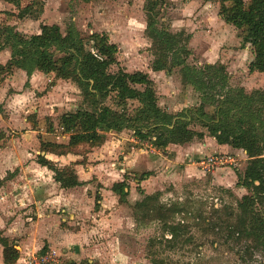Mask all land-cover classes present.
<instances>
[{
    "label": "trees",
    "instance_id": "16d2710c",
    "mask_svg": "<svg viewBox=\"0 0 264 264\" xmlns=\"http://www.w3.org/2000/svg\"><path fill=\"white\" fill-rule=\"evenodd\" d=\"M3 1L18 9V19L33 16L37 6L36 0L28 1L24 7L25 0ZM218 2L219 18L243 31V41L253 52L249 72L264 73V0ZM163 3L164 0H146L145 4V34L152 41L150 69L169 75L171 68L180 67L183 86L193 87L204 100L195 108L176 114L162 109L155 84L148 74L129 73L121 68L115 73L110 71V67L118 63V49L107 35L92 33L88 40L93 44L92 49L86 50L76 31L67 30L63 34L57 25L43 24L39 34L30 36L19 33L15 26H0V51L10 52L6 64H0V82L14 69L24 71L27 77L39 71L45 75L53 73L55 78L69 81L80 91L81 104L61 117L64 133H70L67 144L40 140L41 153L85 158L89 149L102 145L104 139L100 132L104 129L130 132L139 144L163 151L170 144L184 145L203 139L205 133L189 128L192 123L206 129L218 145L242 150L247 164L243 175L238 176V185L248 193L238 202L236 210L215 209L214 218L207 221L198 216L193 226L201 228L204 236L211 235L214 240L222 239L234 246L244 244L247 255L257 252L264 257V91L248 94L242 89L228 90V74L221 64H206L198 69L187 65L190 51L184 42L188 37H184L183 32L174 34L157 27V14ZM108 99L113 107L106 104ZM134 102L138 105L129 108V103ZM205 106L214 107V112L207 113ZM36 162L53 172L55 182L62 189L80 185L71 166L58 167L41 154L36 156ZM147 176L148 173H143L132 179L137 182ZM126 179L111 188L119 204L125 203L129 194ZM159 197L158 192L143 195L132 206L137 223L157 222L162 228L163 235L150 239L147 244L145 256L150 264H164L159 257L164 249L173 250L180 241H193L190 236L183 238L190 229L184 223L186 215L190 214L188 207L180 202L163 204ZM98 201L95 200V208L99 207ZM177 216L182 219L175 221Z\"/></svg>",
    "mask_w": 264,
    "mask_h": 264
},
{
    "label": "crops",
    "instance_id": "0c3cea01",
    "mask_svg": "<svg viewBox=\"0 0 264 264\" xmlns=\"http://www.w3.org/2000/svg\"><path fill=\"white\" fill-rule=\"evenodd\" d=\"M9 58V50L0 51L1 65ZM146 74L156 86L170 82L164 72L150 69ZM71 84L55 78L53 73L35 71L27 77L22 70H12L0 82V137H4L7 128L21 129L30 123L25 99L34 104L30 105L38 123L42 115L70 113L71 110L63 111L65 107L76 109V105L67 102L72 100L71 96L74 101L78 99ZM186 89L163 99L158 97L159 106L175 105L169 108L172 113L191 108L192 98ZM61 123H54L53 130H41L42 136L35 141L25 135L29 137L28 143L20 141V137L0 143V264H25L28 256L49 249L65 254L73 264H132L121 241L133 227L128 207L143 195L163 192L166 183L175 185L193 177L199 169L198 161L204 157L237 152L227 145H218L207 134L188 144H170L162 151L139 144L127 131L104 129L100 132L102 145L89 149L85 158L41 153L40 140L67 144L70 133H64ZM31 145L34 148L27 149ZM39 154L58 167L71 166L80 185L62 189L53 172L37 164ZM143 173L148 176L137 182L132 179ZM213 173L217 179L221 169ZM127 176L129 194L126 202L119 204L111 188Z\"/></svg>",
    "mask_w": 264,
    "mask_h": 264
},
{
    "label": "rangeland",
    "instance_id": "374dc122",
    "mask_svg": "<svg viewBox=\"0 0 264 264\" xmlns=\"http://www.w3.org/2000/svg\"><path fill=\"white\" fill-rule=\"evenodd\" d=\"M28 1L30 0L23 1L22 6H26ZM36 3L33 16L18 19V9L0 0V26H15L19 33L30 36L38 33L39 27L43 24L57 25L63 34L67 30L76 31L83 39L86 50L92 49L93 44L88 42L92 33L105 34L118 49L116 56L118 63L110 67L112 73L119 68L129 73L136 71L146 73L150 70L153 55L152 41L145 34L146 0H93L91 2L36 0ZM219 9L218 0H164L161 9L158 10L157 27L174 34L183 32L184 37H188V41L184 42L190 51L186 59L187 65L197 69L206 64L223 65L228 74V90L242 89L248 94L252 91H264V73L249 72L253 52L243 41V31L225 24L218 16ZM254 73L256 75L252 76ZM166 76L170 78L169 83H161L159 86L155 84L157 97L160 99L169 97L172 92L185 89L180 67L171 68L170 74ZM159 79L161 78H154L157 81ZM51 85L53 84H48V86ZM71 85L76 89L77 92L74 94L78 96V99L74 101L71 96L72 100L67 102L78 107L81 104L80 91L74 84ZM187 89L188 96L192 98L191 108L204 102L201 94L193 87L188 86ZM30 102L28 99L23 100L28 111L26 118L30 123L21 129L7 128L4 133L5 138L0 137L2 140L0 143L6 144L7 139L17 137L26 143L29 137L35 141L42 136L41 130H53L54 123L57 124L58 120H61L63 114L58 113L59 115L52 116L45 114L40 118L41 123H38L37 115L32 112L34 104ZM67 102L65 104H69ZM106 104L113 107L109 99ZM137 105L135 102L129 103V108ZM162 105L161 108L169 113L171 112L169 108L172 109L175 106ZM65 110L73 112L75 109L65 107L63 111ZM205 111L213 113L214 107L205 106ZM189 128L207 134L206 129L197 123H192ZM21 135L24 138H21ZM30 148L33 149L34 146H28L27 149ZM228 155L235 158L238 164L218 168L221 169V176L217 179L213 173L217 169L209 172L197 169L198 172L193 177L179 180L175 185L165 184L159 201L163 204L180 202L188 207L190 214L186 215L187 220H184V223L190 229L184 233L183 238L190 236L193 241L186 243L180 241L173 250L164 249L159 256L164 264H264L263 255L257 252L247 255L244 252V244L234 246L231 242L225 243L222 239L214 240L211 235L204 236L206 234L203 235L201 228L193 226L198 216L207 221L214 218L213 210L215 209L227 207L236 210L238 202L248 193L245 188L238 185V176L243 175L247 164L246 155L244 156L242 150L229 152ZM126 178L128 180L130 177ZM133 205L128 207L133 227L123 235L124 239L121 238V241L125 245L127 256L133 261L132 264H150L145 256L147 244L150 239L163 235L162 228L157 222L137 223L133 216ZM181 217L177 216L175 221L181 220ZM166 236L168 237L167 234Z\"/></svg>",
    "mask_w": 264,
    "mask_h": 264
},
{
    "label": "built area",
    "instance_id": "2783aa9c",
    "mask_svg": "<svg viewBox=\"0 0 264 264\" xmlns=\"http://www.w3.org/2000/svg\"><path fill=\"white\" fill-rule=\"evenodd\" d=\"M198 167L201 171L209 172L226 166H237L235 158L228 154L219 153L206 156L198 161ZM25 264H73L72 261L63 253L54 249L34 253L25 260Z\"/></svg>",
    "mask_w": 264,
    "mask_h": 264
}]
</instances>
